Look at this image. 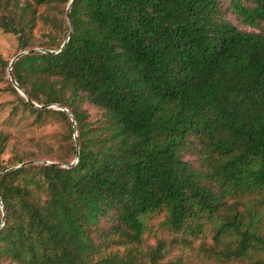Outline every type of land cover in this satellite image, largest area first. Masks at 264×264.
I'll return each instance as SVG.
<instances>
[{"label":"trees","instance_id":"16d2710c","mask_svg":"<svg viewBox=\"0 0 264 264\" xmlns=\"http://www.w3.org/2000/svg\"><path fill=\"white\" fill-rule=\"evenodd\" d=\"M69 2L0 0L14 81L71 116L8 85L68 144L2 165L0 130V264H264V34L239 28L264 0Z\"/></svg>","mask_w":264,"mask_h":264},{"label":"rangeland","instance_id":"374dc122","mask_svg":"<svg viewBox=\"0 0 264 264\" xmlns=\"http://www.w3.org/2000/svg\"><path fill=\"white\" fill-rule=\"evenodd\" d=\"M239 28L245 31L262 32L264 34V25H262L261 31L243 26H239ZM19 53L22 52L20 51ZM19 53L16 38L13 35L4 34L0 31V57L5 61L10 60L11 62ZM9 69L10 66L6 72L0 69V130L8 137L7 147L1 158L2 165L7 163L13 153H17L20 156L33 153L39 162L44 161L45 154L49 151L55 155H61L64 152V147L68 144L65 141L67 136L65 124L57 117L37 119L34 114L24 112L17 98L7 90L10 84ZM34 105L35 107H40L37 104ZM86 109L91 118L95 119L97 110L89 106H86ZM153 231L156 232V235L149 234L146 242L147 246H155L157 239H163L167 245L171 243L173 236L169 235L168 232ZM210 236L211 232L207 229L203 239L206 245H210ZM199 244L200 241L193 244L195 248L194 253L198 251ZM192 254V250H187L182 245L174 244L170 246L167 259L175 260L181 255L188 256Z\"/></svg>","mask_w":264,"mask_h":264},{"label":"water","instance_id":"95a60500","mask_svg":"<svg viewBox=\"0 0 264 264\" xmlns=\"http://www.w3.org/2000/svg\"><path fill=\"white\" fill-rule=\"evenodd\" d=\"M73 1L74 0H70V2H69V4H68V7H67V13H66V19H67V21L69 22V12H70V9H71V6H72V3H73ZM70 24V23H69ZM70 27H71V25H70ZM69 36V35H68ZM24 53H19L11 62H10V64H9V66H11L21 55H23ZM9 71H10V69H9ZM9 79H10V82L12 83V85H13V87L21 94V96L22 97H24L25 99H27V101L30 103V104H32L33 106H35L31 101H29V99L27 98V96H26V94L18 87V85H17V83L14 81V79H13V77H12V75L11 74H9ZM36 108H38V109H56V110H60V111H63V112H65L69 117H71L70 116V114L65 110V109H63V108H61V107H59V106H57V105H49V106H46V107H43V108H41V107H37L36 106ZM73 138H74V140H75V134H74V136H73ZM77 157V156H76ZM28 163H24V164H22V165H20L19 167H16V168H14V169H18V168H20V167H22V166H25V165H27ZM46 164H50L49 162H46ZM10 170H13V169H9V170H7V171H10ZM6 171V172H7ZM1 175V174H0Z\"/></svg>","mask_w":264,"mask_h":264}]
</instances>
